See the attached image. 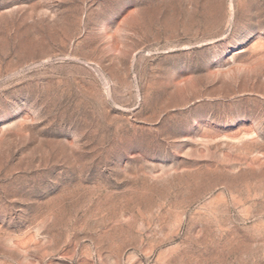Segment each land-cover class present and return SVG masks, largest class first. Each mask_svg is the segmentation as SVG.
<instances>
[{"label": "rangeland", "instance_id": "obj_1", "mask_svg": "<svg viewBox=\"0 0 264 264\" xmlns=\"http://www.w3.org/2000/svg\"><path fill=\"white\" fill-rule=\"evenodd\" d=\"M0 264H264V0H0Z\"/></svg>", "mask_w": 264, "mask_h": 264}]
</instances>
